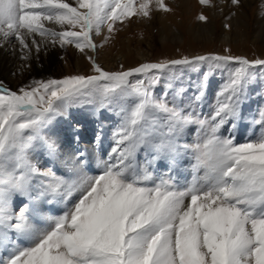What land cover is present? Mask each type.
Here are the masks:
<instances>
[{"label": "snow or ice", "instance_id": "obj_1", "mask_svg": "<svg viewBox=\"0 0 264 264\" xmlns=\"http://www.w3.org/2000/svg\"><path fill=\"white\" fill-rule=\"evenodd\" d=\"M154 8L172 11L164 0H0V40L17 41L23 60L32 46L40 51L37 35L87 56L85 49H97L92 33L104 26L111 33L133 15L150 20ZM88 59L90 75L33 80L18 90L0 84V264H264V132L243 143L235 138L251 70L264 59L195 55L122 71ZM202 65L208 71L191 98L183 86L156 95L165 74L175 79L179 69ZM216 70L226 78L205 111ZM85 105L120 117L96 175H88L84 151H61L83 132L80 121L63 128L62 118ZM257 123L264 128V109ZM190 125L197 136L182 142ZM103 139L101 125L94 142ZM45 156L68 172L41 166ZM188 157L194 175L182 185L174 176ZM56 204H64L62 214H52Z\"/></svg>", "mask_w": 264, "mask_h": 264}, {"label": "rangeland", "instance_id": "obj_2", "mask_svg": "<svg viewBox=\"0 0 264 264\" xmlns=\"http://www.w3.org/2000/svg\"><path fill=\"white\" fill-rule=\"evenodd\" d=\"M245 1L246 0H241L240 5L237 7V5H233L231 3V0H209V4L207 5L201 4L200 0H189L188 2H186V0H164L165 4L172 9L171 12L158 11L154 8L152 19L150 20L133 15L124 19L123 22L118 21L113 26V31L111 33H109L107 26H104L98 35L95 32L92 33V40L93 43L97 45V49L95 51L92 49H85V52L88 54L87 56L73 44H65L61 46L57 42V45L60 47L58 54L48 57L45 56L46 58L39 60L42 61V64L46 62L44 71L40 73V75H42L41 78L38 79L32 77L27 82L20 80L19 83H17V87H13L3 81H0V84H3L5 87L12 90H18L21 86L27 85L33 80H46L51 78L61 79L65 76L75 74L90 75L93 74V69L88 56H93L107 71L128 70L133 67H137L142 63H155L170 59H179L184 56L191 58L195 55L207 54L232 55L245 57L249 60L264 59V37H262V39H258L257 41L253 38L255 37L254 29L257 12H262V8L264 6L261 4H264V0H259L258 3L252 2V4L250 2L249 4H251V7L248 9V2ZM66 2H70L73 6H75V0ZM243 2H245L244 6L248 10V19H250L251 23L248 24V28L245 24H243V22H240V24L241 27L244 25V28L248 29V40L245 44L244 42L239 44L240 39L238 38L237 45L239 46H236L234 43H229L228 46L226 43L222 44L220 38L223 36L221 34L227 31H233L232 23L229 22L227 24H223L225 11L229 10L232 16H236L235 11H241L240 9L236 10V8H239ZM188 5H190L192 12L188 11ZM210 12L215 15L217 19L215 21L216 34L215 39H213L214 41H212L213 44L211 43L212 46L206 40H195L190 33V28L192 26L199 27L201 22L208 21L210 18L209 16L211 15ZM159 14L167 16L168 27L174 28V32L181 30V35L184 38L183 41H173V39H169L166 43L161 42V25L158 23L159 19L156 18ZM201 14L208 18L207 21H201L198 19ZM44 23L45 27L52 28L56 31L69 30L68 26H64L62 28L54 23ZM225 25H228V27H225ZM232 38L235 39L233 36ZM35 39L42 40L39 35H37ZM43 40L50 41V39ZM12 41L15 42V40ZM77 52L83 55V61L86 63L80 68H77L75 63L76 59L72 55ZM124 59H131L132 61L126 64L124 63ZM110 61H115V63L110 67H107L106 63ZM207 71V66L202 65L198 69H179L175 75V79H171L167 74H165L160 83L157 85L155 93L157 96L163 98L171 88H179L180 86H183L187 89V96L184 97V99L191 98L195 94L196 86H198L200 80L202 79V73ZM251 71L253 73V84L249 91L248 100L243 108L245 118L237 124V128L235 130L236 141L240 143L256 139L262 132H264V128L257 123V120H259V111L264 109V66H256ZM209 77L208 91L203 100L205 111H207L208 105L214 101L215 93L219 89L211 90L213 81L221 80V86L226 78V73L222 70H216L210 73ZM69 120L80 121L83 125L82 139L79 144H71L70 146L66 144L61 151L69 155L74 153L77 148L84 151L90 161V167L92 169V171H88V166H86L85 171H88V175L99 174L103 167L102 160L107 159L106 154L110 151V148L113 145L112 133L118 127L120 117L111 109H105L98 113L93 106L85 105L71 109L70 116L68 118H62L61 126L67 129ZM101 125L103 126L104 135L107 137L105 138L107 142L106 151L104 149L101 151V145L103 143L97 144L94 142L96 130ZM196 136V126L190 125L185 131L182 142L191 143L195 140ZM143 155V153L140 154L141 163L143 162ZM95 157L96 161L93 164L91 160L93 158L95 159ZM46 158V156L45 158H39V164L41 166L46 165L48 167H52L54 170H57L58 174H65L68 172V168L64 167L62 162L49 163ZM194 163L195 161L192 160L191 157L182 159L179 170L174 176L180 184L183 185L191 182L194 175L192 167ZM197 174L202 175V170ZM75 195L76 194L74 193L73 196ZM69 199L71 200L72 197ZM16 203H20L19 198L16 199ZM56 205L59 207L56 208L57 211L52 212V214H62L64 204ZM56 205H54V208Z\"/></svg>", "mask_w": 264, "mask_h": 264}, {"label": "bare ground", "instance_id": "obj_3", "mask_svg": "<svg viewBox=\"0 0 264 264\" xmlns=\"http://www.w3.org/2000/svg\"><path fill=\"white\" fill-rule=\"evenodd\" d=\"M66 1H71V0H66ZM188 1L189 0H186V2ZM245 2H248L247 3V9H248L251 7L252 2L258 3L259 0H249V1L246 0ZM245 2H243L239 8H236V10L237 9L241 10V11H235L236 16H232L229 10L225 11L224 18H223V24L224 23L227 24L229 22L232 23L233 31H227L221 34L223 36L220 38L221 39L220 41L222 42V44L226 43L228 46L229 43L231 44L234 43L236 44V46H239L237 45L238 38L240 39L239 44L241 42H244V44L245 42H247L248 40V29L247 28H248V24H250L251 22H250V19H248V10L244 6ZM250 2L251 4H249ZM190 5H188L189 7L187 9L189 12L190 11L192 12ZM261 5L264 6V4H261ZM262 9H263L262 12L260 11L257 12V17L255 20V29H254L255 37H253L255 41H257L260 38L262 39V37H264V7ZM157 16L156 18L159 19L158 23H160L161 25L160 39L162 43H166L169 39H173V41H176V40L183 41L184 40L183 36L181 35L182 32H180L181 30H177V32H174L175 31L174 28L168 27L169 25L167 24L168 22L167 16H164L161 14ZM209 17L210 18L208 19V21L201 22L199 24V27L192 26L190 28V33H191V36H193L195 40H199V39L206 40L207 42L211 44L212 41H214L213 39H215V34H216L215 21L217 19H216V16L213 15L212 13ZM240 22H243V24H245L247 28H244V25L241 27ZM232 36L235 37V39L232 38ZM37 41L40 42V51L37 53L35 50V46H32V52L30 54V58L27 60H23L21 59V52L19 51L20 46L18 42L16 41L14 42L12 40L11 41L0 40V81H3L13 87H17L18 86L17 83H19L20 80L27 82L32 77H35L38 79L41 78L42 75H40V73L44 71V66L46 65V62L42 64V61H39V60L46 58L45 56L48 57V56H54L58 54V52L60 51L59 50L60 47L57 45V43L52 44L48 40L42 39V40H37ZM30 42H31V39L29 40V43ZM139 54L141 55L140 52ZM72 55L76 59L75 63L77 65V68H80L86 64L85 61H83L82 54L77 52ZM131 61H132L131 59H126L124 63L128 64ZM114 63L115 61L107 62L106 66L110 67ZM220 83H221V80L213 81L211 85V90H217L220 87ZM105 138L107 137L104 135L103 144L101 145V151H103V149L105 151L107 150V142ZM47 159L48 158H46V160ZM91 161L94 164V162L96 161V157L95 159L93 158ZM58 207L56 205L55 209Z\"/></svg>", "mask_w": 264, "mask_h": 264}]
</instances>
